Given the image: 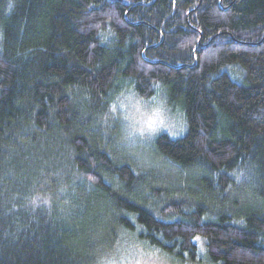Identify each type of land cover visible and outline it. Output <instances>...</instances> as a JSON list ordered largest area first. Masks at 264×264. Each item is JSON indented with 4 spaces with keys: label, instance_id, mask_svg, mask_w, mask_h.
<instances>
[{
    "label": "trees",
    "instance_id": "16d2710c",
    "mask_svg": "<svg viewBox=\"0 0 264 264\" xmlns=\"http://www.w3.org/2000/svg\"><path fill=\"white\" fill-rule=\"evenodd\" d=\"M130 92L183 118L147 160L115 132ZM135 241L264 264V0H0V264Z\"/></svg>",
    "mask_w": 264,
    "mask_h": 264
},
{
    "label": "rangeland",
    "instance_id": "374dc122",
    "mask_svg": "<svg viewBox=\"0 0 264 264\" xmlns=\"http://www.w3.org/2000/svg\"><path fill=\"white\" fill-rule=\"evenodd\" d=\"M129 95L123 94L116 100L114 115L119 126L115 132L118 136L124 132V146L134 161H139L141 156L147 160L149 153L145 149L149 146L148 142L160 133H167L172 137L181 136L184 132L183 118L167 105L161 95L148 103L138 101L133 94ZM119 257L112 264H178L136 241L133 245L128 244Z\"/></svg>",
    "mask_w": 264,
    "mask_h": 264
}]
</instances>
